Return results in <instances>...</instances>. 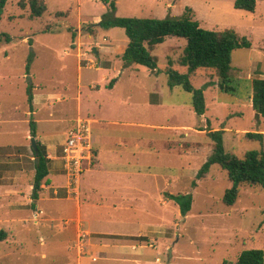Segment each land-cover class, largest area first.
<instances>
[{"label":"rangeland","instance_id":"374dc122","mask_svg":"<svg viewBox=\"0 0 264 264\" xmlns=\"http://www.w3.org/2000/svg\"><path fill=\"white\" fill-rule=\"evenodd\" d=\"M20 1L8 0L0 20V230L9 232L0 264H235L243 250L264 249V187L242 184L229 206L223 198L233 182L219 164L196 178L214 151L212 130H224L226 151L240 157L264 146L245 138L264 133V116L252 105V82L264 78V0L255 12L235 8V0H117V17H180L190 8L203 28H233L251 41L232 54V89L220 86L213 69L191 74L205 92L204 115L191 92L169 84L171 62L188 72L178 63L187 39L157 44L156 69L125 65V28L94 25L109 11L103 0H46L41 16ZM31 114L50 169L38 199ZM77 119L90 123L92 157L75 192L63 145ZM173 194H192L187 215ZM78 207L86 223L77 232ZM86 229L121 237L91 238ZM103 240L125 248L90 252Z\"/></svg>","mask_w":264,"mask_h":264},{"label":"trees","instance_id":"16d2710c","mask_svg":"<svg viewBox=\"0 0 264 264\" xmlns=\"http://www.w3.org/2000/svg\"><path fill=\"white\" fill-rule=\"evenodd\" d=\"M109 8L101 20L94 24L103 28L123 27L129 37L122 59L125 65L132 62L156 69L158 66L157 56L152 50L157 44L165 41L166 37H181L187 39L184 52L178 60L182 66L188 67L187 73H181L173 68V63L167 68L169 84L171 86L181 85L185 90L193 94L192 105L196 113L204 115L207 110L204 89L195 88L190 80L191 74L200 68L213 69L220 79V86L223 89H232L228 85L231 81L232 54L236 49L251 47V41L246 36H240L233 28L214 30L203 28L198 20L192 15V9L188 8L180 17H166L162 19L139 18V17H117V0H103ZM8 0H0V20L3 9ZM21 6L30 7L32 16H41L47 9L46 0H21ZM258 0H235L234 6L237 9L255 12ZM8 39V38H7ZM33 56H30L26 65L27 72L30 71ZM116 80H112L107 87L112 88ZM253 95L252 105L257 112L264 116V78H255L252 82ZM28 104L31 112L34 111L33 87L28 91ZM30 120L31 135H37V125L33 118ZM224 130H212L208 132L213 139L214 151L208 160L203 164L196 178L201 179L207 176L214 164H219L226 172L233 186L226 190L224 203L234 206L237 203L240 186L249 184L252 186L264 187V146L260 150H251L242 157L234 152L225 149ZM245 138L264 142V133L246 132ZM37 156L36 173L34 177L32 198L38 199L43 184H49L50 174L49 159L38 143L35 150ZM196 184V183H194ZM172 199L180 206L181 212L187 215L192 209V194L171 195ZM34 204H32L33 206ZM9 232L0 230V242L6 241ZM235 264H264V249L251 248L241 252Z\"/></svg>","mask_w":264,"mask_h":264},{"label":"built area","instance_id":"2783aa9c","mask_svg":"<svg viewBox=\"0 0 264 264\" xmlns=\"http://www.w3.org/2000/svg\"><path fill=\"white\" fill-rule=\"evenodd\" d=\"M90 138V123L78 119L75 127L69 131L68 138L63 145V160L70 176V184L73 185L75 191L79 188L78 183L84 169L83 162L92 157Z\"/></svg>","mask_w":264,"mask_h":264},{"label":"crops","instance_id":"0c3cea01","mask_svg":"<svg viewBox=\"0 0 264 264\" xmlns=\"http://www.w3.org/2000/svg\"><path fill=\"white\" fill-rule=\"evenodd\" d=\"M37 99H38V97H35L34 96V98H33V104L34 103H36V101H37ZM31 113H33V112H31ZM32 115V114H31ZM78 120V119H77ZM31 133V132H30ZM31 136H33V135H31ZM33 137H36V136H33ZM36 139H37V137H36ZM37 143H38V140H37ZM33 150H34V152H35V150L36 149H34L33 148ZM38 159V158H37ZM20 184V181H18V182H16V185H14V187H12V188H14L15 190H18L19 188H18V185ZM93 189L94 190V185L92 184H90L89 185V189ZM79 189V188H78ZM113 190V189H112ZM75 192H78V190L77 191H75ZM78 198V197H77ZM81 208H79L78 207V218H76L77 219V221H79V223L77 224V232L79 231V229H80V226L81 225H85V223H86V219H83L82 218V216H81ZM87 233H90V236H91V238L93 237V238H96V237H99V236H101L100 238H103L104 239V237L106 236V237H108L109 235L110 236H120L121 237V235H119V234H116V233H103V234H98V233H94L93 231H91L90 229H86L85 230ZM104 236V237H103ZM123 236H125V235H123ZM128 236H130V237H140L141 235H137V236H135V235H128ZM100 244H93V246L91 247L90 246V248H89V250H90V252H98V253H103V254H118V253H120V252H123V249L125 248V245L121 242V241H113L112 243L110 242V243H105L104 242V240L102 241V242H99ZM95 246V247H94ZM135 245H133V248H137V247H134ZM141 247H142V245H140ZM139 248V247H138ZM90 260H85L84 262L82 261L81 262V264H90ZM76 264H80V262H78V263H76Z\"/></svg>","mask_w":264,"mask_h":264},{"label":"water","instance_id":"95a60500","mask_svg":"<svg viewBox=\"0 0 264 264\" xmlns=\"http://www.w3.org/2000/svg\"><path fill=\"white\" fill-rule=\"evenodd\" d=\"M95 50H96V52H98L97 48ZM32 143H33V148L37 149L38 148V143H37L36 137L32 138Z\"/></svg>","mask_w":264,"mask_h":264}]
</instances>
